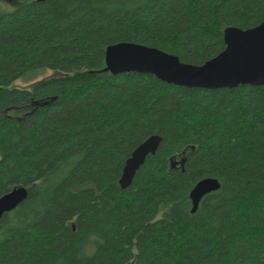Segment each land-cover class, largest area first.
Masks as SVG:
<instances>
[{"label":"trees","instance_id":"obj_1","mask_svg":"<svg viewBox=\"0 0 264 264\" xmlns=\"http://www.w3.org/2000/svg\"><path fill=\"white\" fill-rule=\"evenodd\" d=\"M0 0V264H264V86L189 89L106 72L144 45L203 65L264 0ZM52 71L32 90L12 85ZM163 140L130 187L127 160ZM221 189L192 213L195 185Z\"/></svg>","mask_w":264,"mask_h":264},{"label":"water","instance_id":"obj_2","mask_svg":"<svg viewBox=\"0 0 264 264\" xmlns=\"http://www.w3.org/2000/svg\"><path fill=\"white\" fill-rule=\"evenodd\" d=\"M42 1V0H39ZM226 48L203 65L183 63L177 56L144 45L123 42L106 50V72L113 76L123 74L152 75L158 80L189 89H234L239 86H264V22L243 30L228 27L224 31ZM162 138L154 135L140 144L127 160L120 179L122 189L130 187L137 172L149 156L156 155ZM217 178H205L191 190L192 213L202 200L221 189ZM29 191L15 188L0 197V221L25 202Z\"/></svg>","mask_w":264,"mask_h":264},{"label":"rangeland","instance_id":"obj_3","mask_svg":"<svg viewBox=\"0 0 264 264\" xmlns=\"http://www.w3.org/2000/svg\"><path fill=\"white\" fill-rule=\"evenodd\" d=\"M8 2L11 4V6L16 5L14 2V0H8ZM43 74L36 76V77H32V78H25V79H20L18 81H16L12 87L17 88V89H27V90H32L34 84L37 81H40L44 78H48L54 75V72L52 71H43Z\"/></svg>","mask_w":264,"mask_h":264}]
</instances>
